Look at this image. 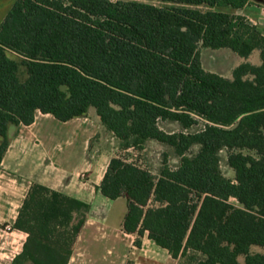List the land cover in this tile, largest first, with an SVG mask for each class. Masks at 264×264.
I'll return each instance as SVG.
<instances>
[{
    "label": "trees",
    "instance_id": "1",
    "mask_svg": "<svg viewBox=\"0 0 264 264\" xmlns=\"http://www.w3.org/2000/svg\"><path fill=\"white\" fill-rule=\"evenodd\" d=\"M249 2L17 0L0 25V170L11 127L94 108L122 150L156 141L178 159L164 155L156 172L121 156L108 164L98 190L127 199L123 230L137 246L148 232L179 264H264V33L237 14ZM201 48L246 61L224 77L203 68ZM90 210L33 184L12 264H69Z\"/></svg>",
    "mask_w": 264,
    "mask_h": 264
},
{
    "label": "crops",
    "instance_id": "2",
    "mask_svg": "<svg viewBox=\"0 0 264 264\" xmlns=\"http://www.w3.org/2000/svg\"><path fill=\"white\" fill-rule=\"evenodd\" d=\"M16 1L0 0V25ZM237 14L264 33V0H250ZM104 133L94 108L66 122L38 111L33 124L11 127L0 170V264H12L23 251L27 233L4 226L13 227L33 184L91 206L69 264H179L148 232L137 246L138 235L123 230L127 199L112 201L99 192L114 157L98 147Z\"/></svg>",
    "mask_w": 264,
    "mask_h": 264
},
{
    "label": "rangeland",
    "instance_id": "3",
    "mask_svg": "<svg viewBox=\"0 0 264 264\" xmlns=\"http://www.w3.org/2000/svg\"><path fill=\"white\" fill-rule=\"evenodd\" d=\"M156 5H161L160 2H153ZM200 59L202 66L205 70L220 74L224 77L232 78V71L235 67L245 62L246 60L234 54L229 49L211 50L200 49ZM254 65H260L261 59L258 51L248 59ZM160 126L166 131L179 132L182 130L181 126L177 123L161 122ZM200 127V125H199ZM98 147L103 150H108L113 156H121L132 162L138 163L142 167L150 169L151 171H158L164 159V155H168V163L171 167L178 164V159L175 158L172 149L156 141L148 142L143 149H129L122 150L119 147L117 139H113L112 135L105 132L104 137L99 141ZM221 167L224 174L233 179L234 171L227 164V153H222ZM234 202V200H232ZM259 251L262 249L257 247Z\"/></svg>",
    "mask_w": 264,
    "mask_h": 264
},
{
    "label": "built area",
    "instance_id": "4",
    "mask_svg": "<svg viewBox=\"0 0 264 264\" xmlns=\"http://www.w3.org/2000/svg\"><path fill=\"white\" fill-rule=\"evenodd\" d=\"M6 230H12L13 228L11 226H5Z\"/></svg>",
    "mask_w": 264,
    "mask_h": 264
}]
</instances>
